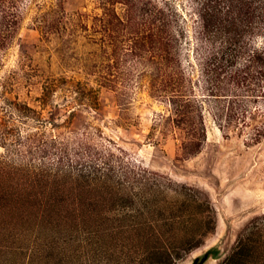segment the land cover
Segmentation results:
<instances>
[{
	"label": "rangeland",
	"instance_id": "374dc122",
	"mask_svg": "<svg viewBox=\"0 0 264 264\" xmlns=\"http://www.w3.org/2000/svg\"><path fill=\"white\" fill-rule=\"evenodd\" d=\"M0 264H264V0H0Z\"/></svg>",
	"mask_w": 264,
	"mask_h": 264
},
{
	"label": "trees",
	"instance_id": "16d2710c",
	"mask_svg": "<svg viewBox=\"0 0 264 264\" xmlns=\"http://www.w3.org/2000/svg\"><path fill=\"white\" fill-rule=\"evenodd\" d=\"M237 76H239V73L237 74V72L235 73ZM239 77H241V76H239ZM243 79V81L245 82V81H247L248 80V78H246V77H243L242 78ZM56 145V142H55V140L54 141H52L51 142V149L54 147ZM62 155V154H61ZM63 156V155H62ZM59 159H61V158H59ZM61 161L59 160V163H60ZM58 163V164H59ZM111 171H112V169H111ZM38 172H40V173H38ZM37 173H35V175H34V177H37V176H39L40 178L39 179H36V178H34V180L33 181H31V183L30 184H40L42 181L41 180H46V181H44L43 182V184L45 183L46 184V186H50L51 184L50 183H55V182H60V184H62V186H63V188H62V192H63V194H64V192L66 191L65 189H66V187H65V184H67V183H70V184H72V185H74V186H76V185H78L80 188H84V186H85V184H87L88 183V181H89V179L91 178V181H98V178L97 177H94V176H92V175H83V174H79L77 177H75V176H73V175H71V172H69V171H64V170H62L60 173H59V171L57 172L56 171V173L55 174H51V172H48L47 170H41V171H38ZM93 175H95V174H93ZM51 177V178H50ZM44 178V179H43ZM32 179V178H31ZM51 181H50V180ZM53 179V180H52ZM68 180H70V181H68ZM68 181V182H67ZM40 182V183H39ZM60 191H58V193H59ZM56 193L57 192H55V191H53V192H51V190L49 189L48 190V192H46V194H48V195H46V198H50V199H52V198H54L55 196H56ZM62 194V195H63ZM42 195H44V194H42ZM69 195V193H67V196ZM54 196V197H53ZM49 199V200H50Z\"/></svg>",
	"mask_w": 264,
	"mask_h": 264
}]
</instances>
